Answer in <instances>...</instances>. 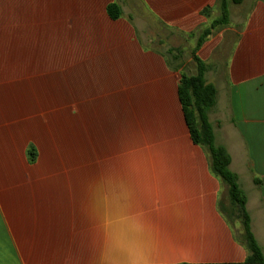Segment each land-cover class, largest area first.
Masks as SVG:
<instances>
[{"label": "crops", "instance_id": "crops-1", "mask_svg": "<svg viewBox=\"0 0 264 264\" xmlns=\"http://www.w3.org/2000/svg\"><path fill=\"white\" fill-rule=\"evenodd\" d=\"M216 1L0 0V264L245 260L178 97L194 54L264 254V0L196 48Z\"/></svg>", "mask_w": 264, "mask_h": 264}, {"label": "trees", "instance_id": "trees-1", "mask_svg": "<svg viewBox=\"0 0 264 264\" xmlns=\"http://www.w3.org/2000/svg\"><path fill=\"white\" fill-rule=\"evenodd\" d=\"M242 0H217L216 5L220 10L218 18L214 19L209 28L200 32L196 48L200 46L211 29L225 25L228 21V4H238ZM107 13L112 18L120 15L118 4L107 5ZM206 12V9L203 10ZM193 60L196 64L195 74L182 73L178 83V97L182 106L183 114L189 129L191 140L201 146L207 153L211 173L217 177L223 189H225L227 204H223L222 197L219 198L218 207L225 219L231 222L238 220L241 225L239 241L247 250V256L241 263L222 264H264V254L258 244L250 225V215L246 209L247 197L240 187L238 176L229 168L230 155L221 144L214 139V132L208 119V112L214 106L216 100V88L213 84L207 83L204 79L206 64L195 54ZM29 159L33 160L35 153L33 149L28 150ZM258 183V179L254 178Z\"/></svg>", "mask_w": 264, "mask_h": 264}, {"label": "rangeland", "instance_id": "rangeland-1", "mask_svg": "<svg viewBox=\"0 0 264 264\" xmlns=\"http://www.w3.org/2000/svg\"><path fill=\"white\" fill-rule=\"evenodd\" d=\"M184 55V54H183ZM184 58H185V55H184ZM72 138V136H66V138L68 139V138ZM68 142V141H67ZM67 142H66V146H67ZM69 144V143H68ZM66 153L68 154L69 152H68V150H67V148H66ZM226 196V193H225V189H223V194H222V202H223V204H227L228 202H227V199L226 198H224ZM231 226L233 227V228H235V233H236V235H238V236H240V234H241V225H240V223H239V221L238 220H235L234 219V221L233 222H231Z\"/></svg>", "mask_w": 264, "mask_h": 264}]
</instances>
